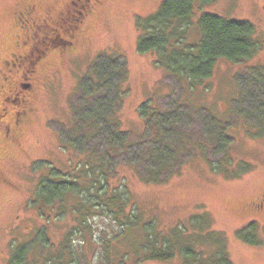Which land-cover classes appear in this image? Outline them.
Here are the masks:
<instances>
[{
  "label": "rangeland",
  "instance_id": "1",
  "mask_svg": "<svg viewBox=\"0 0 264 264\" xmlns=\"http://www.w3.org/2000/svg\"><path fill=\"white\" fill-rule=\"evenodd\" d=\"M28 1H36L42 14L49 8L60 9L64 0H0V61L13 49V39L18 32L15 15ZM161 1L102 0L86 18L81 31L69 38L70 51L54 47L57 50L38 68L33 83L34 111L16 144L1 151L4 154L2 174L9 184H0V264L9 263L12 245L32 239L39 228L45 230L53 252L64 235L79 225L82 214L73 212L69 205L73 203L72 196L67 197V209L62 215L58 213L61 210L58 202L40 213L39 207L30 206L28 200L34 197L41 177L51 174L52 170L58 174L93 171L92 167L85 166L82 158L85 151H77L71 142H63L61 134L73 125L80 81L103 51L117 52L127 63L128 92L118 114L121 128L131 133L134 140L147 136L138 108L150 99L154 106L168 110L177 105L181 110L186 107L194 112L207 109L224 121L226 133L232 138L226 147L232 160L226 166V176L214 171L197 153L187 157L181 172L169 181L150 184L140 179L128 157L121 156L109 160L111 164L105 169L106 193L125 189L130 197L125 214H130L136 206L142 218L138 226L153 217L164 231L192 214L206 211L212 226L224 233L233 264H264V246L245 243L236 234L238 229L255 220L259 235L264 238V206L252 208V203L264 193V134L256 136L262 127L255 116L256 104L264 101V80L259 77L258 81H253L250 74L255 75V72L246 68L264 65V0H213L203 5L195 1L188 42L199 34L197 20L201 13H210L250 21L260 37L261 47L253 57L241 63L218 58L212 75L198 83L192 92L186 83L156 65L157 53L138 50L137 19L155 13ZM69 3L73 8L75 3L72 0ZM62 43L65 44L58 40L56 45ZM190 126L196 134V122H190ZM95 140L84 144V149L101 152L102 146L95 145ZM207 157L209 161H217L212 150ZM245 165L249 171L233 175ZM86 220V225L74 232L70 241L74 264H103L105 238L119 237L123 226L112 214L97 213ZM35 249L28 253V259L36 254ZM131 258L128 257L127 263H132ZM137 264H181V260L176 256L168 261L145 260Z\"/></svg>",
  "mask_w": 264,
  "mask_h": 264
},
{
  "label": "trees",
  "instance_id": "2",
  "mask_svg": "<svg viewBox=\"0 0 264 264\" xmlns=\"http://www.w3.org/2000/svg\"><path fill=\"white\" fill-rule=\"evenodd\" d=\"M195 1L162 0L155 13L145 19L138 18L136 22L138 50L157 53L156 65L186 83L190 92L212 75L218 58L241 63L253 57L261 47L260 37L250 21L210 13H201L197 20L199 34L194 41L188 42ZM211 1L199 0V3ZM246 68L255 72V75L250 74L253 81H258L259 77L264 80V65ZM127 82L128 67L121 54L103 51L96 56L88 74L78 85L73 125L61 134L63 142H71L77 151H85V158L82 157L85 166L92 167L93 171L58 174L52 170L51 174L41 177L35 186L34 197L28 200L30 206L39 207L40 213L58 202L61 204L58 213L62 215L67 209V197L72 196L74 200L69 205L73 212L82 214V218L79 225L64 235L53 252L45 230L39 228L32 239L12 245L8 264H74L70 249L72 235L81 231L86 219L97 213L112 214L123 226L119 237L105 238L103 264H130L128 257L133 259L131 264H137L145 260L168 261L176 256L181 264H233L224 233L212 226L206 211L192 214L164 231L153 217L138 226L142 218L136 206L130 214H125L130 201L125 189L106 193L105 169L111 164L109 160L121 156L128 157L140 179L150 184L169 181L181 172L186 158L197 153L214 171L225 176L226 166L232 162L226 151L232 138L226 133L225 123L207 109L194 112L186 107L181 110L177 105L168 110L154 106L151 99L144 101L138 113L147 136L134 140L131 133L121 128L118 114L128 92ZM256 107L257 123L262 127L261 132L254 133L258 136L264 134V101H259ZM192 121L198 127L196 134L190 126ZM93 138H96L95 145L102 146L101 152L84 149ZM209 150L217 155L216 162L208 160ZM246 171H249L247 165L233 175L239 176ZM258 230V223L252 220L236 234L245 243L264 246V238ZM34 247L36 254L28 259V253Z\"/></svg>",
  "mask_w": 264,
  "mask_h": 264
},
{
  "label": "flooded vegetation",
  "instance_id": "3",
  "mask_svg": "<svg viewBox=\"0 0 264 264\" xmlns=\"http://www.w3.org/2000/svg\"><path fill=\"white\" fill-rule=\"evenodd\" d=\"M64 0L60 9L39 12L36 1H28L15 15L17 33L13 49L0 61V184H9L2 174L1 152L8 145H15L20 131L26 127L34 111V79L38 68L46 61L56 46L67 48L80 32L86 18L102 0ZM65 25L67 27H65ZM60 40L65 44L56 45ZM66 52L64 49H58ZM20 133V134H19ZM264 206V193L252 203V208Z\"/></svg>",
  "mask_w": 264,
  "mask_h": 264
}]
</instances>
